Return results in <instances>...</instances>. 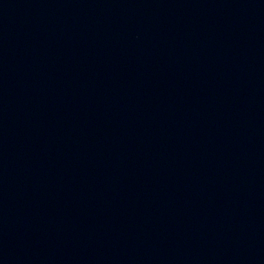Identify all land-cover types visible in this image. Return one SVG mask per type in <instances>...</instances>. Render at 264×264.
Returning a JSON list of instances; mask_svg holds the SVG:
<instances>
[{
    "label": "water",
    "instance_id": "water-1",
    "mask_svg": "<svg viewBox=\"0 0 264 264\" xmlns=\"http://www.w3.org/2000/svg\"><path fill=\"white\" fill-rule=\"evenodd\" d=\"M0 264H264V0H0Z\"/></svg>",
    "mask_w": 264,
    "mask_h": 264
}]
</instances>
